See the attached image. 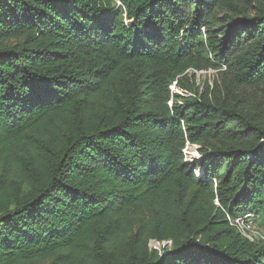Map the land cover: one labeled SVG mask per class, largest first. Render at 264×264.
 Listing matches in <instances>:
<instances>
[{
    "label": "trees",
    "instance_id": "16d2710c",
    "mask_svg": "<svg viewBox=\"0 0 264 264\" xmlns=\"http://www.w3.org/2000/svg\"><path fill=\"white\" fill-rule=\"evenodd\" d=\"M120 3L0 0V264H264V0Z\"/></svg>",
    "mask_w": 264,
    "mask_h": 264
},
{
    "label": "rangeland",
    "instance_id": "374dc122",
    "mask_svg": "<svg viewBox=\"0 0 264 264\" xmlns=\"http://www.w3.org/2000/svg\"><path fill=\"white\" fill-rule=\"evenodd\" d=\"M191 73H194L195 74V83L198 84V85H202L204 82H208L209 84L212 83L213 79L216 77V71L213 70V69H208V70H203V71H192L190 70L189 71V75ZM170 89L172 91H177L176 87L174 86V84H172L170 86ZM184 152H185V155H186V158L188 161H192V160H196L198 158H200V154L198 152V146L197 145H187L186 148H184ZM195 152V153H194ZM193 153V154H192ZM199 170H200V167L196 168L195 169V174L197 175V173H199ZM259 220H257V223H258ZM255 227H259L257 226V224L255 223ZM261 230V228L259 229ZM262 234L263 231L261 230ZM149 245L152 247V248H155V247H158V248H161L162 246H165L163 242L161 243H157L155 241H151L149 243Z\"/></svg>",
    "mask_w": 264,
    "mask_h": 264
},
{
    "label": "built area",
    "instance_id": "2783aa9c",
    "mask_svg": "<svg viewBox=\"0 0 264 264\" xmlns=\"http://www.w3.org/2000/svg\"><path fill=\"white\" fill-rule=\"evenodd\" d=\"M117 5H120V0H114ZM229 224L234 227L239 233L248 238L249 240H255L259 237H263L261 231L255 227L254 215L251 212H245L236 216H230L227 214ZM159 243V242H157ZM164 245L170 244V241L163 242ZM158 248V247H155Z\"/></svg>",
    "mask_w": 264,
    "mask_h": 264
},
{
    "label": "bare ground",
    "instance_id": "6f19581e",
    "mask_svg": "<svg viewBox=\"0 0 264 264\" xmlns=\"http://www.w3.org/2000/svg\"><path fill=\"white\" fill-rule=\"evenodd\" d=\"M195 153V152H194ZM193 154V153H192Z\"/></svg>",
    "mask_w": 264,
    "mask_h": 264
}]
</instances>
